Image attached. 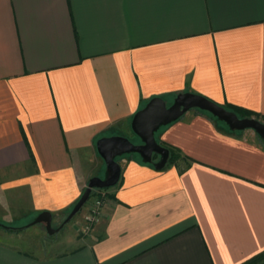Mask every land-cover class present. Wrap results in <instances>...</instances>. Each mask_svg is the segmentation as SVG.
Returning a JSON list of instances; mask_svg holds the SVG:
<instances>
[{"label":"crops","instance_id":"0c3cea01","mask_svg":"<svg viewBox=\"0 0 264 264\" xmlns=\"http://www.w3.org/2000/svg\"><path fill=\"white\" fill-rule=\"evenodd\" d=\"M181 93L264 120V0H0V216L67 215L106 176L97 141L135 137L137 111ZM154 136L175 158L120 156L89 233L60 250L22 234L38 223H0V264H241L263 251L264 139L197 108Z\"/></svg>","mask_w":264,"mask_h":264},{"label":"water","instance_id":"95a60500","mask_svg":"<svg viewBox=\"0 0 264 264\" xmlns=\"http://www.w3.org/2000/svg\"><path fill=\"white\" fill-rule=\"evenodd\" d=\"M192 108L209 112L227 123L231 129H253L264 139V122L254 117H239L235 112L227 110L222 105L204 96L193 93H181L174 98L169 106L162 98L154 97L142 109L137 111L131 120V129L140 139V143H134L129 138L119 135L102 137L97 141V151L106 165V176L103 179L99 177L89 179L81 197L67 214L63 223L69 221L79 212L88 201L93 189L108 188L117 184L121 174V166L116 160L117 157L138 153L146 162H151L152 156L157 154L160 156V160L154 166L157 169L163 168L167 163L170 152L167 147L156 140L154 132L160 125L178 119ZM40 222H45L49 234L57 232L63 225L53 228L51 213L43 211L28 226Z\"/></svg>","mask_w":264,"mask_h":264},{"label":"rangeland","instance_id":"374dc122","mask_svg":"<svg viewBox=\"0 0 264 264\" xmlns=\"http://www.w3.org/2000/svg\"><path fill=\"white\" fill-rule=\"evenodd\" d=\"M259 120L264 122L263 119H259ZM130 139L134 143L138 141L137 140L138 138L136 136L135 137H131ZM127 155H130V156L131 155H135V156L138 155L139 156V154H136V153H134V154L130 153V154H127ZM155 156H159V155L155 154ZM117 159H120V156L117 157L116 160ZM98 176L99 177H104V172L103 171L98 172ZM94 197H96V195L91 196L89 201H87V203L84 204V206L79 210V212L76 213L66 223H63V221L65 220L67 215L61 217L60 219H58V218L53 219V221H52V227L53 228H58L59 226H61L63 224L57 232L49 234L47 229H46L45 222L38 223L41 226L39 229H35L36 228L35 226H31V227L23 229L21 232H23L22 234H25V233L26 234H31L29 239L35 240L36 244H41L43 247H47V245L50 247V246H53V245L56 244V247H54V248H58L60 250L68 249L72 245V244H70L68 242H70V240L73 238L74 234H77L76 232H78L79 236H82V235L85 234V232L82 231L83 230V225H82L83 224V220H82V222H80L81 225L79 224V221H76V220L81 215L84 217V215L88 211V203L91 201V199L93 200ZM33 220H34L33 214L23 218V221L22 220H18V221L15 220L14 222H12V220H10V219L8 220V219L0 216V221H1L0 223H4V224L11 225V226H14V227L17 226V225H18V227L26 226L27 224H29ZM74 224L77 227H75ZM35 230H37L36 233H34ZM5 232L9 233V231H5ZM50 244H52V245H50Z\"/></svg>","mask_w":264,"mask_h":264},{"label":"built area","instance_id":"2783aa9c","mask_svg":"<svg viewBox=\"0 0 264 264\" xmlns=\"http://www.w3.org/2000/svg\"><path fill=\"white\" fill-rule=\"evenodd\" d=\"M89 201V200H88ZM105 201V195L98 193L94 199L88 203V211L83 217V232L89 233L94 224H96L102 215V206Z\"/></svg>","mask_w":264,"mask_h":264},{"label":"trees","instance_id":"16d2710c","mask_svg":"<svg viewBox=\"0 0 264 264\" xmlns=\"http://www.w3.org/2000/svg\"><path fill=\"white\" fill-rule=\"evenodd\" d=\"M224 107L229 111L235 112L239 117H254L256 119H260L257 114H254L251 111L242 110V109H239V108L232 106V105H225ZM165 147H167L169 149V152H170L169 160L170 161L173 160L175 158V153H174L173 148L166 146V145H165ZM103 189H108V188H103ZM93 191L94 190L91 191L89 199L91 198V196L95 195V191L94 192ZM241 264H264V250L257 253L256 255L252 256L248 260L242 262Z\"/></svg>","mask_w":264,"mask_h":264}]
</instances>
